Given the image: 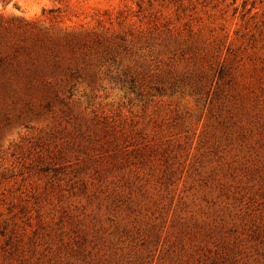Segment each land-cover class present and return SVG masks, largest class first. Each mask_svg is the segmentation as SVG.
<instances>
[{
  "label": "rangeland",
  "instance_id": "obj_1",
  "mask_svg": "<svg viewBox=\"0 0 264 264\" xmlns=\"http://www.w3.org/2000/svg\"><path fill=\"white\" fill-rule=\"evenodd\" d=\"M0 264H264V0H0Z\"/></svg>",
  "mask_w": 264,
  "mask_h": 264
}]
</instances>
